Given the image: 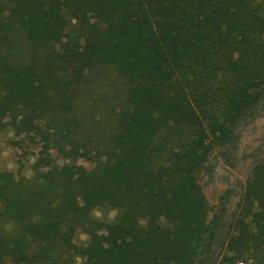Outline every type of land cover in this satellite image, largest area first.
<instances>
[{"label": "trees", "instance_id": "16d2710c", "mask_svg": "<svg viewBox=\"0 0 264 264\" xmlns=\"http://www.w3.org/2000/svg\"><path fill=\"white\" fill-rule=\"evenodd\" d=\"M263 100L264 0H0V130L70 160L0 169V264H203L199 173ZM226 250L264 264V160Z\"/></svg>", "mask_w": 264, "mask_h": 264}, {"label": "rangeland", "instance_id": "374dc122", "mask_svg": "<svg viewBox=\"0 0 264 264\" xmlns=\"http://www.w3.org/2000/svg\"><path fill=\"white\" fill-rule=\"evenodd\" d=\"M93 19H96L95 14H93ZM64 42L65 40H62L59 46H62ZM78 48H82V45ZM15 124L16 122L11 119H6L0 130V169L11 170L20 178L30 177L33 167L40 163L42 157L45 159L46 166L70 162L54 150L42 154L39 144L31 139V133L28 130L18 132ZM106 157L107 154L100 151L87 155L77 162L87 168H93L106 161ZM263 160L264 100L240 124L235 143L230 150L225 153L224 149H216L199 173V180L209 204V220L218 222L215 238L208 251L205 250L203 254V264H218L227 253L226 242L233 233L234 220L248 180ZM96 214L101 221L109 222L114 218L115 211H98ZM101 228L95 232L94 236L99 247L108 249L114 243L109 242L105 237L107 229H104V225H101ZM88 238V234L80 232L76 241L82 243ZM237 264L249 263L243 261Z\"/></svg>", "mask_w": 264, "mask_h": 264}]
</instances>
